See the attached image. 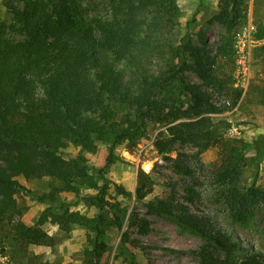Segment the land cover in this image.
I'll return each instance as SVG.
<instances>
[{
    "label": "trees",
    "instance_id": "trees-1",
    "mask_svg": "<svg viewBox=\"0 0 264 264\" xmlns=\"http://www.w3.org/2000/svg\"><path fill=\"white\" fill-rule=\"evenodd\" d=\"M96 1L106 3L107 16L92 13ZM12 2L17 18L11 28L22 38H0V215L15 210L17 193L43 200L18 177H49L73 190L95 177L105 179L115 148L157 124L167 126L156 140L161 151L176 141L202 150L219 148L213 180L224 188L233 217L245 221L252 215V205H264V188L242 180L246 152L261 148L264 139L251 144L218 136L211 115L228 107L214 105L185 75L192 72L204 83L212 82L217 56L210 55L204 38L200 46L183 37L176 40L172 31L179 14L176 0ZM221 2L220 20L227 18L232 32L236 19L245 20L243 0ZM239 95L235 93L234 104ZM177 120L183 121L173 124ZM67 142L82 152L104 144V166L92 168L81 155L64 157L61 150ZM116 189L124 193L122 187ZM141 190L138 199L144 196ZM192 195L195 192L188 189L186 201L191 204ZM95 202L104 208L102 197ZM148 205L204 240L194 252L195 264H264L263 251L244 249L231 234L186 205L163 201ZM102 219L98 215L96 235ZM113 224L121 225L117 213ZM138 224L146 234L148 222L140 219ZM21 234L36 243L47 238L38 227L24 228ZM126 238L124 233L123 242ZM102 251V241H96L93 257L98 259Z\"/></svg>",
    "mask_w": 264,
    "mask_h": 264
},
{
    "label": "rangeland",
    "instance_id": "rangeland-1",
    "mask_svg": "<svg viewBox=\"0 0 264 264\" xmlns=\"http://www.w3.org/2000/svg\"><path fill=\"white\" fill-rule=\"evenodd\" d=\"M221 1L176 0L179 14L172 31L176 40L183 37L193 45L200 46L204 38L210 55L217 56L212 82L204 83L192 72L185 75L214 105L228 107L223 113L211 115L218 136L253 144L264 139V0H243L240 7L245 8V20L236 19L232 32L228 19L220 20ZM12 5V0H0V38L15 41L22 36L11 28L17 18ZM105 5L94 2L92 13L107 16ZM241 51L249 54L245 55L248 69L244 87H236ZM235 93L240 95L234 104ZM166 128L157 124L132 141H124L115 148L105 179L95 177L74 190L49 177H18L21 185L43 200L17 193L15 210L0 215V264H195L194 252L204 240L150 210L148 204L157 201L182 203L231 234L244 249L264 252V205L249 206L252 215L245 221L233 217L223 198L224 188L213 180L219 148L202 150L176 141L161 151L156 140ZM61 152L64 157L81 155L92 168L104 166L107 156L102 143L92 152H82L78 145L67 142ZM244 158V184L264 188V143L259 149L250 148ZM116 186L122 187L124 193ZM139 188L144 195L141 199ZM188 189L195 192L193 204L186 201ZM97 196L105 202L102 209L94 204ZM113 213L119 216L120 227L113 224ZM98 215L103 221L96 235ZM140 219L148 222L146 234L139 231ZM27 227L40 228L47 238L39 243L26 239L21 232ZM96 241L103 243L98 259L92 252Z\"/></svg>",
    "mask_w": 264,
    "mask_h": 264
},
{
    "label": "built area",
    "instance_id": "built-area-1",
    "mask_svg": "<svg viewBox=\"0 0 264 264\" xmlns=\"http://www.w3.org/2000/svg\"><path fill=\"white\" fill-rule=\"evenodd\" d=\"M245 55L248 57V52H244V51H241V53H238V63L240 64L239 65V75L237 76V79H236V83L234 86H243L244 83H245V78H246V72H247V69H248V65L246 63V60L247 58L245 57ZM244 87V86H243Z\"/></svg>",
    "mask_w": 264,
    "mask_h": 264
}]
</instances>
